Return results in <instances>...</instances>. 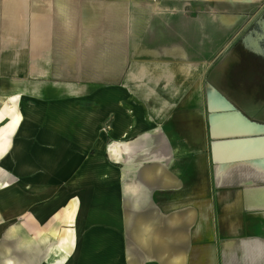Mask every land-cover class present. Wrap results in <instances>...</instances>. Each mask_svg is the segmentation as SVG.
Returning <instances> with one entry per match:
<instances>
[{"label":"crops","instance_id":"crops-1","mask_svg":"<svg viewBox=\"0 0 264 264\" xmlns=\"http://www.w3.org/2000/svg\"><path fill=\"white\" fill-rule=\"evenodd\" d=\"M262 5L0 0V264H264Z\"/></svg>","mask_w":264,"mask_h":264},{"label":"rangeland","instance_id":"rangeland-1","mask_svg":"<svg viewBox=\"0 0 264 264\" xmlns=\"http://www.w3.org/2000/svg\"><path fill=\"white\" fill-rule=\"evenodd\" d=\"M253 15H259L258 21H250L251 25H253L255 22V24H261L262 27L264 28V5H262L261 7H257L255 12L251 13V16ZM250 23H245L246 26H248Z\"/></svg>","mask_w":264,"mask_h":264},{"label":"bare ground","instance_id":"bare-ground-1","mask_svg":"<svg viewBox=\"0 0 264 264\" xmlns=\"http://www.w3.org/2000/svg\"><path fill=\"white\" fill-rule=\"evenodd\" d=\"M33 97V96H32ZM12 99V98H11ZM52 100H54V99H52ZM7 101V100H6ZM12 101H13V99H12ZM10 103V102H9ZM4 104V103H3ZM76 105V104H75ZM6 108V107H5ZM11 108V107H10ZM59 108V107H58ZM97 110V109H96ZM78 112H80V111H78ZM96 113V112H95ZM14 114V113H13ZM97 114V113H96ZM32 115V114H31ZM14 116V115H13ZM17 116V115H16ZM97 117V116H96ZM40 118V117H39ZM30 119V118H29ZM28 119V120H29ZM38 119V118H37ZM93 119V118H92ZM91 118H90V120H92ZM13 120V119H12ZM17 121V120H16ZM19 121V120H18ZM32 121V120H31ZM37 121V120H36ZM47 121V120H46ZM34 122V121H33ZM92 123V122H91ZM89 125V124H88ZM9 126V125H8ZM14 126V125H13ZM18 127V126H17ZM13 128H15V127H13ZM13 128H12V126H11V130H13ZM5 129H6V127H5ZM3 132V131H2ZM1 132V133H2ZM12 131H10V133H11ZM9 133V132H8ZM13 133V132H12ZM84 135V134H83ZM81 138V137H80ZM5 141V140H4ZM6 143V142H5ZM9 143V142H8ZM5 146L6 145H8V144H4ZM3 147V145H0V148H2ZM9 148H10V146H8ZM14 147V146H13ZM6 148V147H5ZM3 152H4V150H3ZM11 152V151H10ZM15 152V151H14ZM1 154V153H0ZM6 156V155H5ZM7 157V156H6ZM13 158V157H12ZM95 159V158H94ZM46 160V159H45ZM96 160H97V158H96ZM13 161V160H12ZM102 161V160H101ZM57 164V163H56ZM55 164V165H56ZM32 165V164H31ZM30 165V166H31ZM31 170V169H30ZM93 171V170H92ZM18 173V172H17ZM93 173V172H92ZM95 173V172H94ZM19 174V173H18ZM20 175H22V174H20ZM25 175V174H24ZM95 177V176H94ZM96 178V177H95ZM106 180V179H105ZM99 181V180H98ZM105 182V181H104ZM99 183V182H98ZM101 183V182H100ZM11 187V186H10ZM9 189V188H8ZM74 234H76V233H74ZM78 234V233H77ZM78 239H79V236H78ZM72 254V253H71Z\"/></svg>","mask_w":264,"mask_h":264}]
</instances>
